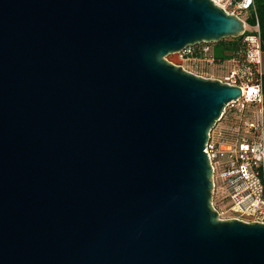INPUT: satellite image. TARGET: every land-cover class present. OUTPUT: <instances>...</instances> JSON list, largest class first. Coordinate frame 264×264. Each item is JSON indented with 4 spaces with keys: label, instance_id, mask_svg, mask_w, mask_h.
Returning a JSON list of instances; mask_svg holds the SVG:
<instances>
[{
    "label": "water",
    "instance_id": "95a60500",
    "mask_svg": "<svg viewBox=\"0 0 264 264\" xmlns=\"http://www.w3.org/2000/svg\"><path fill=\"white\" fill-rule=\"evenodd\" d=\"M244 31L211 0H0V264H264L204 152L241 90L165 59Z\"/></svg>",
    "mask_w": 264,
    "mask_h": 264
},
{
    "label": "built area",
    "instance_id": "2783aa9c",
    "mask_svg": "<svg viewBox=\"0 0 264 264\" xmlns=\"http://www.w3.org/2000/svg\"><path fill=\"white\" fill-rule=\"evenodd\" d=\"M226 13L241 19L246 28H254L256 34L249 35L251 53L244 66L243 73L236 69L235 58H229L232 69L221 82L238 86L241 95L228 102L219 119L208 133L204 152L207 153L212 168L213 185H219L225 194L227 208L217 210L222 219H238L244 222L264 223V95L261 79L250 81L245 72L259 65L261 46L257 22L253 26L247 23V15L254 10V0H211ZM177 61L172 63L194 75L200 62L211 66L215 63L206 43L187 46L173 53ZM217 64V60H216Z\"/></svg>",
    "mask_w": 264,
    "mask_h": 264
},
{
    "label": "rangeland",
    "instance_id": "374dc122",
    "mask_svg": "<svg viewBox=\"0 0 264 264\" xmlns=\"http://www.w3.org/2000/svg\"><path fill=\"white\" fill-rule=\"evenodd\" d=\"M250 31H252V33H248V34H240L237 37H229V38H223L225 39V42H231L235 39H237V47L230 53L228 58H224V59H220L217 58L215 56L214 53V49H215V44L217 42H210L208 43V46L210 48L211 51V55L214 56L215 58V63L211 66H207L206 63L200 62L198 64V68L196 70L197 73L202 74L203 76L209 78V79H217V78H222L224 75H226L228 73V71L230 69H232V65L230 63L227 62V60L229 58H235V61L237 62V64L235 65L236 69L239 70V72L243 73L245 67L244 66H240L238 65V63H242V64H246L247 59H249V55H250V43H248V41H246L247 36L249 35H254L256 34V31L254 28H250ZM165 59L168 62H172L175 63L177 61L176 55L175 54H168ZM216 60H217V64H216ZM264 74V51L261 52L260 54V60H259V65H257V63H255L252 67H251V71L250 72H245L244 74V81L246 80V76L249 78L250 81H256L258 79H261V84H262V75ZM247 81V80H246ZM212 204L214 206V203L212 201ZM215 207V206H214ZM216 208V207H215ZM217 210H224L222 208H216ZM225 215H221L219 218L222 219L224 218Z\"/></svg>",
    "mask_w": 264,
    "mask_h": 264
},
{
    "label": "trees",
    "instance_id": "16d2710c",
    "mask_svg": "<svg viewBox=\"0 0 264 264\" xmlns=\"http://www.w3.org/2000/svg\"><path fill=\"white\" fill-rule=\"evenodd\" d=\"M246 20L249 26H253L257 22L261 51H264V0H254V10L249 12ZM248 33H252V31H250V28L247 27L244 34ZM237 44V39L227 43L225 42V39L219 40L215 44V56L220 59L228 58L230 53L237 47ZM262 92L264 95V74L262 75ZM212 201L216 208H227V202L225 200L223 189L217 184L213 190Z\"/></svg>",
    "mask_w": 264,
    "mask_h": 264
},
{
    "label": "crops",
    "instance_id": "0c3cea01",
    "mask_svg": "<svg viewBox=\"0 0 264 264\" xmlns=\"http://www.w3.org/2000/svg\"><path fill=\"white\" fill-rule=\"evenodd\" d=\"M262 52V51H261Z\"/></svg>",
    "mask_w": 264,
    "mask_h": 264
}]
</instances>
